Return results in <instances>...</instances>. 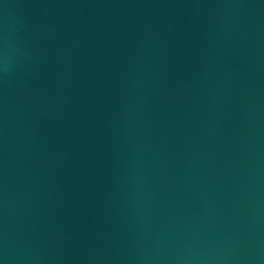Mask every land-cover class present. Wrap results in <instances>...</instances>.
<instances>
[{"label":"water","instance_id":"1","mask_svg":"<svg viewBox=\"0 0 264 264\" xmlns=\"http://www.w3.org/2000/svg\"><path fill=\"white\" fill-rule=\"evenodd\" d=\"M0 264H264V0H0Z\"/></svg>","mask_w":264,"mask_h":264}]
</instances>
